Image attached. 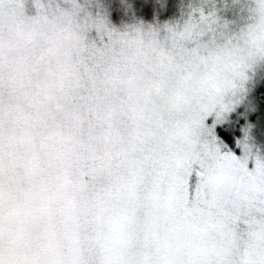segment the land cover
<instances>
[{
    "label": "snow or ice",
    "instance_id": "6c2138e0",
    "mask_svg": "<svg viewBox=\"0 0 264 264\" xmlns=\"http://www.w3.org/2000/svg\"><path fill=\"white\" fill-rule=\"evenodd\" d=\"M66 3L0 0V264H264V158L206 123L264 40L218 42L203 10L121 32Z\"/></svg>",
    "mask_w": 264,
    "mask_h": 264
},
{
    "label": "rangeland",
    "instance_id": "374dc122",
    "mask_svg": "<svg viewBox=\"0 0 264 264\" xmlns=\"http://www.w3.org/2000/svg\"><path fill=\"white\" fill-rule=\"evenodd\" d=\"M136 0H79L84 12L91 13L93 17L105 18L110 27L121 32L130 31L139 27L143 30H156L163 37L167 29L182 28L185 22L195 17L199 18L200 11L205 14L215 13L224 35L216 34L218 42L227 37L238 35L252 23V0H152L153 10L149 16L143 15L142 9L136 6ZM45 9L68 8L71 5L66 0H40ZM117 5V6H116ZM26 15L35 16L40 9L36 0H24ZM114 11H117L115 14ZM211 34L206 38H210ZM89 39L100 43L97 32L93 29L88 33ZM248 79L244 82L243 98L231 105V110L223 113L219 121L213 113L206 118V123L212 127V132L222 151H231L238 157L244 155L245 144L252 153L264 158V130L262 119L257 115V93L264 84V59L255 62L247 70ZM220 128L233 133V140L228 143L220 135ZM249 163V167H253Z\"/></svg>",
    "mask_w": 264,
    "mask_h": 264
},
{
    "label": "clouds",
    "instance_id": "9594fccd",
    "mask_svg": "<svg viewBox=\"0 0 264 264\" xmlns=\"http://www.w3.org/2000/svg\"><path fill=\"white\" fill-rule=\"evenodd\" d=\"M254 7L251 9V20L245 30H242L237 37L243 39L248 35L249 29L255 31L260 40H264V10H261L257 0H252ZM245 51V58L243 66L239 69L240 72L244 73L245 78L239 75L231 77L232 85L227 88L224 92L222 102L231 107L232 104L238 103L242 98V93L244 91V82L249 78L247 75V70L252 67V65L260 59H264V56L257 53L256 46L254 44H248Z\"/></svg>",
    "mask_w": 264,
    "mask_h": 264
},
{
    "label": "trees",
    "instance_id": "16d2710c",
    "mask_svg": "<svg viewBox=\"0 0 264 264\" xmlns=\"http://www.w3.org/2000/svg\"><path fill=\"white\" fill-rule=\"evenodd\" d=\"M136 1H137L136 6L137 7L139 6L142 9L143 15L149 16L151 14V10H153L152 0H136ZM114 12L115 14L117 13V11ZM256 97L258 100V109H257V113L254 115V119L257 115L261 117L262 127L264 130V84L259 88ZM219 132L220 135L223 136L224 139L231 145V141L233 140L232 138L233 133L227 132L225 128H220Z\"/></svg>",
    "mask_w": 264,
    "mask_h": 264
}]
</instances>
